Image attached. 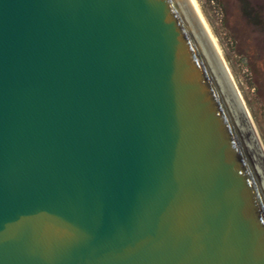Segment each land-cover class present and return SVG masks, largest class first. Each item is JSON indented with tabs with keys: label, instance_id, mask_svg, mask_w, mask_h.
<instances>
[{
	"label": "water",
	"instance_id": "95a60500",
	"mask_svg": "<svg viewBox=\"0 0 264 264\" xmlns=\"http://www.w3.org/2000/svg\"><path fill=\"white\" fill-rule=\"evenodd\" d=\"M0 264H264V145L192 0H0Z\"/></svg>",
	"mask_w": 264,
	"mask_h": 264
},
{
	"label": "rangeland",
	"instance_id": "374dc122",
	"mask_svg": "<svg viewBox=\"0 0 264 264\" xmlns=\"http://www.w3.org/2000/svg\"><path fill=\"white\" fill-rule=\"evenodd\" d=\"M264 145V0H197Z\"/></svg>",
	"mask_w": 264,
	"mask_h": 264
},
{
	"label": "bare ground",
	"instance_id": "6f19581e",
	"mask_svg": "<svg viewBox=\"0 0 264 264\" xmlns=\"http://www.w3.org/2000/svg\"><path fill=\"white\" fill-rule=\"evenodd\" d=\"M192 1H193L194 5H195L197 11L199 12V14H200V16H201V18H202L204 24L206 25V27H207V29H208V31H209L211 37L213 38V40H214V42H215V44H216V46H217V48H218V50H219V52H220L222 58H223V60H224V57H223V54H222V50H221V48H220V46H219V44H218V42H217V40H216V38H215V36H214V34H213V32H212V30H211V28H210L208 22L206 21V19H205L203 13H202V11H201L202 9L200 8V5H199L198 1H197V0H192ZM224 62H225V60H224ZM225 64H226V62H225ZM226 66H227V64H226ZM227 68H228V66H227ZM228 70H229V68H228ZM229 72H230V70H229ZM230 74H231V72H230ZM231 76H232V74H231ZM232 78H233V77H232ZM233 80H234V79H233ZM234 82H235V81H234ZM235 84H236V83H235Z\"/></svg>",
	"mask_w": 264,
	"mask_h": 264
}]
</instances>
